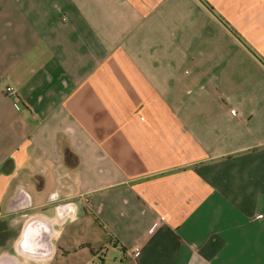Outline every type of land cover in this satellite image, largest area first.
Segmentation results:
<instances>
[{
    "label": "crops",
    "instance_id": "crops-1",
    "mask_svg": "<svg viewBox=\"0 0 264 264\" xmlns=\"http://www.w3.org/2000/svg\"><path fill=\"white\" fill-rule=\"evenodd\" d=\"M110 247L264 264V0H0V264Z\"/></svg>",
    "mask_w": 264,
    "mask_h": 264
},
{
    "label": "built area",
    "instance_id": "built-area-1",
    "mask_svg": "<svg viewBox=\"0 0 264 264\" xmlns=\"http://www.w3.org/2000/svg\"><path fill=\"white\" fill-rule=\"evenodd\" d=\"M4 94H5L6 96H8V97H14V92H13L12 89H10V88H7V89L5 90V92H4ZM13 106H14L15 108L18 107V106H17V103H16L15 101L13 102ZM260 218H262V216H259L258 219H260ZM133 254H134L135 256H137V255L139 254V251H138V250H134Z\"/></svg>",
    "mask_w": 264,
    "mask_h": 264
},
{
    "label": "rangeland",
    "instance_id": "rangeland-1",
    "mask_svg": "<svg viewBox=\"0 0 264 264\" xmlns=\"http://www.w3.org/2000/svg\"><path fill=\"white\" fill-rule=\"evenodd\" d=\"M113 249H111V247L109 248V251H108V255H107V257H106V261L108 262V263H114L115 261H116V258H113L114 256H116V253H114L113 251H112ZM105 256V255H104ZM98 263V262H97ZM100 264V263H99Z\"/></svg>",
    "mask_w": 264,
    "mask_h": 264
},
{
    "label": "trees",
    "instance_id": "trees-1",
    "mask_svg": "<svg viewBox=\"0 0 264 264\" xmlns=\"http://www.w3.org/2000/svg\"><path fill=\"white\" fill-rule=\"evenodd\" d=\"M63 149V153H64V156L67 158L71 155L70 151L67 149V148H62Z\"/></svg>",
    "mask_w": 264,
    "mask_h": 264
},
{
    "label": "water",
    "instance_id": "water-1",
    "mask_svg": "<svg viewBox=\"0 0 264 264\" xmlns=\"http://www.w3.org/2000/svg\"><path fill=\"white\" fill-rule=\"evenodd\" d=\"M27 227H28V225H27ZM27 229V228H26Z\"/></svg>",
    "mask_w": 264,
    "mask_h": 264
}]
</instances>
